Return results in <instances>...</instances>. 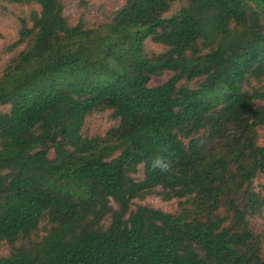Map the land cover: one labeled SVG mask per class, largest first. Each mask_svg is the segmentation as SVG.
Returning a JSON list of instances; mask_svg holds the SVG:
<instances>
[{"label": "trees", "instance_id": "obj_1", "mask_svg": "<svg viewBox=\"0 0 264 264\" xmlns=\"http://www.w3.org/2000/svg\"><path fill=\"white\" fill-rule=\"evenodd\" d=\"M5 1L32 7L0 75V264H264V0H124L94 27Z\"/></svg>", "mask_w": 264, "mask_h": 264}, {"label": "rangeland", "instance_id": "obj_2", "mask_svg": "<svg viewBox=\"0 0 264 264\" xmlns=\"http://www.w3.org/2000/svg\"><path fill=\"white\" fill-rule=\"evenodd\" d=\"M64 5V15L69 24H76L82 22L86 26H96L115 11L121 7L124 0H62ZM181 2H175L171 9L166 13L169 15L177 11L181 7ZM32 6L24 4L8 3L5 0H0V75L6 63L13 57L21 48L19 45L13 49H10V45L17 38V31L19 27V17L28 13ZM36 8V6H35ZM145 47L149 53H158L164 50V46L156 44L150 40H146ZM171 75L170 71H164L160 75L153 76L150 79V84H157ZM197 80L191 82L194 85ZM264 88V81L261 83ZM250 86L258 88L259 83L252 80ZM264 90V89H263ZM2 110H8V105L0 107ZM109 109H99L92 112L85 118L84 125L82 127V133L84 136L91 137L95 135H103L105 131L116 123L110 115ZM259 144H264V128L260 127L257 130ZM52 154V152H50ZM141 172V171H140ZM140 172L137 175H140ZM254 187L264 194V175H258L253 181ZM178 198H172L169 200L162 199L155 193L146 195L141 199H135V204H145L159 208L167 212H175L178 210L179 202ZM134 208V206H132ZM251 226L255 231L264 232V211L253 216L251 219ZM9 252L7 245H2L0 248V255H6Z\"/></svg>", "mask_w": 264, "mask_h": 264}]
</instances>
